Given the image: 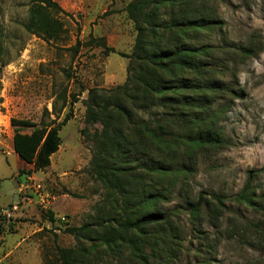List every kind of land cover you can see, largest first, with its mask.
<instances>
[{"label":"rangeland","instance_id":"374dc122","mask_svg":"<svg viewBox=\"0 0 264 264\" xmlns=\"http://www.w3.org/2000/svg\"><path fill=\"white\" fill-rule=\"evenodd\" d=\"M55 1L62 11L0 0V264H59L57 246L87 253L83 264H146L129 243L110 249L99 242L107 231L101 225H116L125 211L96 176L103 126L87 117L94 96L107 98L127 80L129 60L118 53H131L135 43L126 12L132 0ZM208 1L217 24L206 43L215 49L255 44L258 54L216 53L228 67L218 77L242 95L220 122L225 147L198 152L188 176L135 174L132 190L172 186L170 201L160 205L173 216L172 228L140 245L149 264H264V213L235 202L250 173L257 195H264V0ZM213 102L222 109L228 100ZM67 115L48 168L37 171L18 157L11 119L29 120L22 128L29 134ZM212 194L223 196L227 207L219 227L205 208L201 225L188 211L189 199ZM246 219L261 223V231L245 227ZM83 225L89 233L67 232Z\"/></svg>","mask_w":264,"mask_h":264},{"label":"trees","instance_id":"16d2710c","mask_svg":"<svg viewBox=\"0 0 264 264\" xmlns=\"http://www.w3.org/2000/svg\"><path fill=\"white\" fill-rule=\"evenodd\" d=\"M31 1L62 11L55 0ZM126 12L136 31L131 53H118L129 60L127 80L107 98L94 96L87 117L89 122L103 126L94 161L96 176L113 200L120 199L125 211L119 221L114 218L116 225H101L107 231L100 232L99 242L110 249L129 243L134 255L149 264L140 245L171 227L173 216L160 205L170 201L172 186L161 191L158 187L132 190L135 174L141 171L167 176L173 172L176 178L188 176L194 172L198 152L225 147L227 139L220 122L231 103L242 95L235 84L226 85L218 77L228 67L216 59V53L233 50L239 54L237 58L248 59L258 52L255 44L215 49L206 43L217 24L216 9L208 0H132ZM3 66L0 60V70ZM217 96L228 100L222 109L213 102ZM140 114L147 117L139 119ZM69 120L67 115L57 125H42L28 134L22 128L32 125L29 120L11 119L16 129L15 153L37 171L48 168L61 145L60 131ZM136 155L141 156L138 161L133 160ZM252 175L235 202L264 213V195H257ZM187 203L190 215L200 225L202 207L210 212L216 227L227 210L219 194H212L210 199H189ZM244 226L262 229L261 223L247 219ZM67 232L80 236L89 229L83 225ZM56 252L59 264H83L88 256L84 251L60 246Z\"/></svg>","mask_w":264,"mask_h":264},{"label":"built area","instance_id":"2783aa9c","mask_svg":"<svg viewBox=\"0 0 264 264\" xmlns=\"http://www.w3.org/2000/svg\"><path fill=\"white\" fill-rule=\"evenodd\" d=\"M53 200H55L54 198H52ZM17 207L16 206H13L12 209H16Z\"/></svg>","mask_w":264,"mask_h":264}]
</instances>
